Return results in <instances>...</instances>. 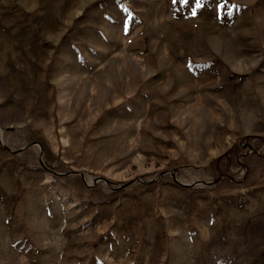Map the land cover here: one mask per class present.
<instances>
[{"label":"rangeland","instance_id":"obj_1","mask_svg":"<svg viewBox=\"0 0 264 264\" xmlns=\"http://www.w3.org/2000/svg\"><path fill=\"white\" fill-rule=\"evenodd\" d=\"M0 0V264H264V0Z\"/></svg>","mask_w":264,"mask_h":264},{"label":"snow or ice","instance_id":"obj_2","mask_svg":"<svg viewBox=\"0 0 264 264\" xmlns=\"http://www.w3.org/2000/svg\"><path fill=\"white\" fill-rule=\"evenodd\" d=\"M184 2L187 3V0H184ZM196 7L197 8L203 7V5L201 4L200 0H197Z\"/></svg>","mask_w":264,"mask_h":264}]
</instances>
